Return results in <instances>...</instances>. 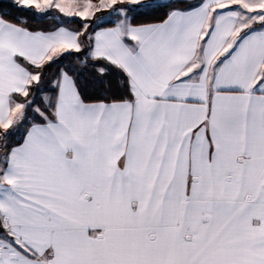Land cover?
<instances>
[{"label":"snow or ice","instance_id":"6c2138e0","mask_svg":"<svg viewBox=\"0 0 264 264\" xmlns=\"http://www.w3.org/2000/svg\"><path fill=\"white\" fill-rule=\"evenodd\" d=\"M9 6L0 264H264V0Z\"/></svg>","mask_w":264,"mask_h":264},{"label":"trees","instance_id":"16d2710c","mask_svg":"<svg viewBox=\"0 0 264 264\" xmlns=\"http://www.w3.org/2000/svg\"><path fill=\"white\" fill-rule=\"evenodd\" d=\"M10 0H0V9H4L5 11H8L11 13L12 17H15L17 15H24L23 13L17 12L14 8L10 7ZM163 17V11H159L156 12L153 16L151 17H145L141 20H138L137 22H147L148 20H158L161 19ZM79 19V18H77ZM28 24L29 27L36 29V30H44V31H48L51 30L54 27V22L50 21V20H39L38 18H33L31 16L28 17ZM74 27L78 26V25H73ZM104 27H108L111 26L107 23H105L104 25H102ZM67 63H74V56L69 55L67 56L63 61H62V65L63 64H67ZM61 65V66H62ZM55 65L53 66L52 69H50V73L55 71ZM113 80V82H115L116 77L113 76L111 78ZM81 80L85 83V85L88 87V91L92 92L95 88V84L94 83H89L92 80V76H91V69H87V70H83L82 74H81Z\"/></svg>","mask_w":264,"mask_h":264},{"label":"rangeland","instance_id":"374dc122","mask_svg":"<svg viewBox=\"0 0 264 264\" xmlns=\"http://www.w3.org/2000/svg\"><path fill=\"white\" fill-rule=\"evenodd\" d=\"M97 15H100L99 13Z\"/></svg>","mask_w":264,"mask_h":264}]
</instances>
